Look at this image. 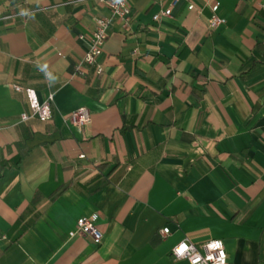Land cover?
<instances>
[{"label": "crops", "instance_id": "0c3cea01", "mask_svg": "<svg viewBox=\"0 0 264 264\" xmlns=\"http://www.w3.org/2000/svg\"><path fill=\"white\" fill-rule=\"evenodd\" d=\"M171 3L129 0L103 71L80 76L107 7L0 0V264H188L172 255L185 238L264 264V0H180L154 21ZM16 84L53 95L50 121L21 119ZM79 107L83 132L65 121ZM92 215L98 244L71 234Z\"/></svg>", "mask_w": 264, "mask_h": 264}, {"label": "built area", "instance_id": "2783aa9c", "mask_svg": "<svg viewBox=\"0 0 264 264\" xmlns=\"http://www.w3.org/2000/svg\"><path fill=\"white\" fill-rule=\"evenodd\" d=\"M100 4L108 8L109 14L100 16L96 19L95 29L92 31L91 38L88 42V49L83 58L75 65V73L83 76L90 66H95L96 72L100 74L103 71L100 57L104 53V46L109 38V31L112 21L115 18L120 19L124 26L129 27L134 12L129 4V0H97ZM180 0H172L169 7L161 9L153 16L154 21H160L162 17H171L173 6ZM262 4V3H261ZM190 10L195 9L194 4H190ZM219 4L212 5V16L209 19V28L215 29L217 26L225 22V19L218 15ZM83 38V36H81ZM46 78L47 74L52 76L50 70H44ZM49 79V78H48ZM14 89L24 94L27 98L29 110L21 114L23 121H29L38 117L41 121L47 122L52 119L51 101L53 95L50 94L48 100L41 102L37 92L31 87H25L20 84L14 85ZM91 112L87 107H79L69 113L65 121L75 127L78 131L83 132L91 123ZM82 154L80 157H84ZM96 215L90 217H82L77 220L76 229L72 235L80 233L92 237L95 243H101L103 239L102 231L96 225ZM170 232L169 228L161 230V234L165 237ZM172 255L176 260H187L188 264H229L228 254L225 244L221 239H212L198 246L185 238L176 244L172 249Z\"/></svg>", "mask_w": 264, "mask_h": 264}, {"label": "clouds", "instance_id": "9594fccd", "mask_svg": "<svg viewBox=\"0 0 264 264\" xmlns=\"http://www.w3.org/2000/svg\"><path fill=\"white\" fill-rule=\"evenodd\" d=\"M27 14H28V13H27L26 11H22V12H21V15H27ZM47 75H48V78H49L50 81L55 79V78L52 77L50 74H47Z\"/></svg>", "mask_w": 264, "mask_h": 264}]
</instances>
